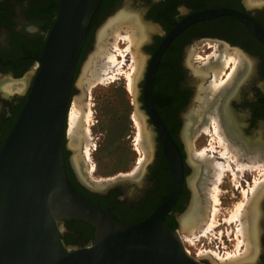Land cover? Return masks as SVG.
Masks as SVG:
<instances>
[{
    "label": "flooded vegetation",
    "instance_id": "obj_1",
    "mask_svg": "<svg viewBox=\"0 0 264 264\" xmlns=\"http://www.w3.org/2000/svg\"><path fill=\"white\" fill-rule=\"evenodd\" d=\"M116 1L101 0L96 14L89 23L75 71L93 45L95 22L106 13H110ZM123 1L126 3L124 8L138 15L149 27L147 39L140 48L141 53L144 52L147 57L144 56L145 71L138 97L144 113L143 119L147 118L155 131L153 155L146 163L143 162L144 170L136 182L117 185L104 192L92 189L80 180L69 158L68 162L65 160V165L68 184L76 194L104 208L118 221L128 222L147 218L163 200L171 196L175 186L169 161L170 153L166 147L167 140L153 122L145 102L144 85L153 54L170 32L180 27L190 15L202 10L228 8L244 12L264 30V0ZM59 2L60 0H0V148L26 102L36 73L34 70L38 68V57L58 17ZM101 9L105 10L99 17ZM197 41L204 43L202 52L208 54L212 48L207 42L218 46L226 44L232 50V54L239 56L241 60L237 74L224 90L211 96L212 99L208 98V88L205 92L202 89L213 79L212 70L206 68V74L201 78L195 71L202 68V65L194 67L186 61L188 58L185 60L190 53L194 54V49L187 50V47ZM215 64L218 65L215 67L217 75L219 71L224 70L217 77L226 80L233 65L232 61L226 66L220 60ZM73 88L74 84L71 91ZM202 95L204 97L207 95L208 102L203 109L205 111H197L195 108ZM150 98L182 158L181 185L172 206L165 213L164 225L170 229L173 227V230L178 229V217L187 212L194 195L193 190L200 193L203 199L201 203L205 211L202 210V214L207 213L206 184L209 174L206 173L205 178L200 172L192 181L194 171L189 160L190 148L188 149L187 145L202 124L211 123L210 112L214 107L225 132L244 152L241 159L244 162L253 160L256 165H263L248 169L245 175L241 174L245 176L241 178L244 185V182L252 184L256 179L262 184L259 188L263 189L257 210L259 211L257 248L253 259L239 264H264V177L263 175L260 177L259 174L261 168L264 170V43L240 19L231 14H221L189 23L170 39L157 60ZM192 113L195 119L187 123ZM183 132L187 134L188 141L183 138ZM229 172L228 175H232L230 170ZM84 173V177H87L86 172ZM68 221L61 222L62 225L60 223V237L64 246L85 245L90 241L91 224L77 220L69 227ZM202 262L212 264L207 259Z\"/></svg>",
    "mask_w": 264,
    "mask_h": 264
},
{
    "label": "water",
    "instance_id": "obj_2",
    "mask_svg": "<svg viewBox=\"0 0 264 264\" xmlns=\"http://www.w3.org/2000/svg\"><path fill=\"white\" fill-rule=\"evenodd\" d=\"M100 2L60 0L26 102L0 148V264H204L186 251L179 218L178 229L164 225L165 213L181 185L182 158L150 98L155 65L177 31L194 21L231 14L263 43L264 30L244 12L217 8L193 13L160 43L148 68L144 96L153 122L167 140L174 191L147 218L121 222L70 188L64 157L65 118L75 67ZM140 174L117 176L96 188L77 173L88 187L102 192L136 182ZM68 220L91 224L92 240L64 246L57 223Z\"/></svg>",
    "mask_w": 264,
    "mask_h": 264
},
{
    "label": "rangeland",
    "instance_id": "obj_3",
    "mask_svg": "<svg viewBox=\"0 0 264 264\" xmlns=\"http://www.w3.org/2000/svg\"><path fill=\"white\" fill-rule=\"evenodd\" d=\"M125 6L126 3L123 0H117L113 5L112 11L106 13L104 16L102 15L105 9H101L99 17H102L94 24V36H96L99 28L102 27V24H104L107 19L112 18L122 10L129 11L128 8H124ZM129 12L131 13V11ZM125 30L126 29L124 28L122 31ZM156 30H158L157 27ZM114 34H116L115 30L112 31V35ZM123 35L124 32H122V36ZM122 36H119L118 38L117 36L114 38L109 36L106 41L107 49L104 51L105 55L100 57V54L96 53L97 58L93 64L91 63V65L88 66V69H86L83 74L84 80L82 79L83 83L80 88L77 83L82 76L83 65L87 61L89 55L93 51L96 52V47L94 48L93 42L88 53L82 58L78 70L74 72L75 89L73 88L70 92V100L66 111V132L64 136L67 135L69 138L68 117L70 116V113L80 105L84 108V112H87L88 115H90L89 119L85 118L83 119L84 121L82 120L81 134L83 136L80 142H78L76 138H64V157L68 162L67 158H69L70 161L74 154L79 156V160H82L80 161L82 168L81 177L85 179L84 172H86V180H94L92 184H96L94 185L96 188H100V184L109 179H114L123 174L132 173L133 170L139 168L143 162L146 163L150 160V155L153 152L151 150V153H149V148H143L144 146L141 143H138L139 133L135 122L136 106L133 102L134 97L127 89L128 80L125 74L131 72L133 62L129 60H126V62L123 61V55H126V48L129 43L127 39ZM207 43L211 44V53L208 54L207 52H202L204 47L203 42H193L187 47V50L194 49V54L191 55L190 53L188 57H185V60L188 58L186 61L191 63L194 67L211 64L212 62L216 63L219 60L221 61V59H225L228 62L232 61V63L237 60L238 57L232 54V50L229 49L226 44L218 46L215 43ZM116 45L117 47H115ZM110 54L112 56L114 55L113 60L107 59ZM140 54H142V58L144 56L147 57L144 52L141 53V50ZM143 61L145 64V58H143ZM104 62L109 63L110 69L103 77L93 80V72L95 73L99 71L100 64ZM222 71L224 70L222 69L218 72V75H216L219 76L222 74ZM212 75L214 76L213 72ZM138 87L139 89L141 88V81L139 82ZM81 93H83L82 96ZM140 103V97H138L139 108L142 110ZM140 114L143 115V113ZM147 120L148 119L146 118V126L152 131V136L155 140V131ZM204 126L206 128H203ZM212 133V127L208 122L204 125L202 124L192 136L190 153L200 152L202 149L207 150L209 147H212V152H219L221 148L218 143L215 142L216 139H214ZM74 148L77 149L75 150ZM185 155L187 158V153H185ZM245 170L247 171L245 168L243 174L246 172ZM75 173H77V171ZM228 173L229 171L227 170L220 176V179L217 182L218 184L216 183V189L212 187L210 182L206 185L208 208L207 213L204 215V219L200 222L201 224L194 229L196 235L184 231L179 232L180 238L183 240L184 247L188 254L201 261L205 259L209 260L208 257H210L220 262V259L225 260L227 257L232 258L238 255V253L241 254L245 248L244 239L240 233L239 220L238 218L233 219L231 215L235 213L237 205L245 201L246 196L251 192L250 190L253 188L255 181L252 184L244 182V185L243 180H241L243 177L241 173H232V175H228ZM260 173V177L262 175L264 177V170L260 169ZM189 174H187V178L189 177ZM207 188H209L210 191H208ZM211 190L214 192H211ZM213 194L215 195V199L213 198ZM61 222L63 221L57 223L59 228H61ZM242 239L243 243L241 242Z\"/></svg>",
    "mask_w": 264,
    "mask_h": 264
},
{
    "label": "bare ground",
    "instance_id": "obj_4",
    "mask_svg": "<svg viewBox=\"0 0 264 264\" xmlns=\"http://www.w3.org/2000/svg\"><path fill=\"white\" fill-rule=\"evenodd\" d=\"M139 18H140L139 16L134 15L133 13H130L127 10H122L118 14L113 16L112 18L107 19V21L104 24H102V27L99 28V30L96 34L97 37L95 36V40H94V48L96 47V52L93 51L89 55L85 64L83 65L82 76L79 78L77 85L80 88L82 87V83L84 80L83 74L86 71V69H88V66H90L91 63L93 64V62L97 58L96 53L100 54V57L105 55L104 51L107 49L106 41L108 40L109 36H112L113 38L117 36V38H118L119 36H122V32H124V35L122 37L127 39L129 45L126 48V52H127V53H125L126 55H123V57H124L123 61L126 62V60L127 61L129 60V61L133 62V68L131 69V72L125 73V74H126V78L128 80L127 89H128V91L131 92L132 96L134 97L133 102L136 106L135 107V109H136L135 122L137 124L136 126L138 127V133H139L138 134V143H141L144 146L143 148H149L150 149L149 153H151V150L152 151L154 150L152 131L147 126L145 127L146 118H144L145 120L143 119V116L140 114V113H143V111L138 106V94H139V87L138 86H139V82L143 78L144 71H145L143 68V65H144L143 58L144 57L142 58V54H140V45H142V43L145 41V39H147V30L149 27H147V25L145 23H143ZM124 28L126 30L122 31ZM114 30L116 31V34L112 35V31H114ZM95 42H96V45H95ZM115 47H117V45ZM113 56L110 54V56H108L107 59L113 60L114 59ZM218 60H219V58H218ZM240 61L241 60H240L239 56H238L237 60L233 61V65L231 67L230 73L227 75L226 80L225 79L224 80L218 79V77L216 75L217 72L215 71V67L218 65H216L213 62L211 63L212 65H209V66L204 65V66H202L203 69L200 68V69H197L195 71L196 74L201 78H203L204 75L206 74V70H205L206 68L212 70V72L214 73L213 79L210 81V83H208L209 85L207 87L202 88L204 90V92L208 88V90H209V94H207L209 96L208 98H211V96L215 95L216 92H220L226 88L229 81L237 74L238 69L240 67V65H239ZM221 62L223 63L224 66H226L228 61H226L225 59H221ZM114 63H116V62H114ZM120 64H122V63H120ZM120 64H118V65H120ZM119 67H121V66H119ZM109 69H110V65L108 62L101 63L99 66V71H97L95 73L93 72V74H92L93 80H95L96 78L103 77ZM106 77H108V76H106ZM81 80H82V82H81ZM201 86H202V84H201ZM82 95H83V93H81V96ZM206 96L204 97L202 95L201 98H199L198 103H197L198 106L196 105L197 108H195V109H197V111L204 109L206 103L208 102L207 101L208 99H206ZM83 109L84 108H82V106L79 105V107H77L76 109H74L70 113V116L68 117V125H69L68 128H69L70 138L68 137V139L76 138L78 142H80V140H82V136H83L81 134L82 120L85 118L89 119V117H90V115H88L87 112H84ZM203 111H205V110H203ZM210 117H211V120H210L211 123L210 124H211L212 131H213V133H212L213 137H214V139H216L215 142L218 143V145L220 146L221 149L219 152H217V151L212 152V147H209V148H207V150L202 149V151H200V152H193V153L191 152V156L189 154V160L192 162V167H193V171H194L193 172L194 175L191 178L192 181L194 180L195 176L197 178V176L199 175L200 172H201V175L203 174V177L205 175V178L209 174L207 177V181L211 183V185H212V187H214V189H216V183L219 181L220 176L223 175L224 172L227 170L228 171L230 170L233 174L234 173H241L242 174L243 170L245 168L247 170L248 169L250 170L253 167H257V166L263 167V165H256V162L253 160L250 162H244L241 159L244 155V152H242L239 149V147H238V146H240L239 144L233 143V140L231 138H229V136L227 135V133L225 132V130L223 128L222 121H220V117H219V115L216 112V109L214 107L212 108V110L210 112ZM191 119H195V115L193 116V113H192V116L189 117L187 123L191 122L192 121ZM144 121H145V124H144ZM205 126L203 128H206ZM184 129H185V127H184ZM183 138L186 141L187 134L184 132H183ZM187 141H188V139H187ZM190 143H191V141L189 139V142L187 145L188 149L190 148ZM74 149L76 150L77 148H74ZM146 153H148V152H146ZM152 155H153V152L151 153L150 157ZM71 161H72V165H73L74 169L77 171L80 178L84 182H87V183L89 182V184H92L94 181L86 180V177H85V179L83 177H81L82 171H81L80 161H82V160H79V156L74 154V156L71 157ZM143 170H144V167H143V163H142L139 166V168H137L136 170H133L132 173L123 174V175L124 176H134L138 173H141V171H143ZM206 173H207V175H206ZM123 175H120V176H123ZM190 182H191V180H190ZM94 185H96V184H94ZM261 185L262 184L255 179L253 188L250 190L251 192H249V195L246 196V199L243 203H239L237 205V207L235 208V213H233V215H231V217L233 219L238 218V220H239L240 233L244 239V246H245L244 251L241 254L238 253V255H236L232 258L227 257L225 260L220 259V262L214 260L213 258L208 257V259L213 264H239V263H243L245 261H249V260L253 259L254 252L256 251V248H257L258 217H259V215L257 214L259 211L257 212V210H258V205H259L258 201L260 200L259 199L260 193L262 192L261 189H263L262 187L259 188V186H261ZM191 186H193V184H191ZM207 190L210 191L209 188H207ZM193 192H194V195L192 197V200H191V203L188 207L187 212L180 215L178 218L180 221V232L184 231V232H189L192 235H196V231H194V229L199 227V225L201 224L200 222L204 219V215L202 214V210H204L203 209L204 207L202 208L201 201L203 199L201 198L200 193H197V191H194V190H193ZM211 192H214V191L211 190ZM213 198L215 199V195ZM160 214L161 213L159 212L158 215H160ZM212 217H213V214H212ZM202 228H203V226H202ZM202 232H204V231H202ZM243 239L241 240L242 243H243ZM182 243L184 244L183 240H182Z\"/></svg>",
    "mask_w": 264,
    "mask_h": 264
},
{
    "label": "trees",
    "instance_id": "obj_5",
    "mask_svg": "<svg viewBox=\"0 0 264 264\" xmlns=\"http://www.w3.org/2000/svg\"><path fill=\"white\" fill-rule=\"evenodd\" d=\"M97 10H98V8L96 9L94 15L96 14ZM94 15L92 16V18L94 17ZM64 156H65V153H64ZM65 160H66V159H65ZM68 171H69V170H68ZM67 182H68V179H67ZM75 221H77V220H70V221H68V222H67L68 226H69V227L73 226ZM169 229H170V228H169ZM170 230H173V227H172ZM90 231H91V232H90V234H89V235H90V239H89V240L91 241L92 238H93V236H94V227H93V226H91V230H90ZM89 235H88V236H89ZM87 238H88V237H87ZM90 241H88V242H90ZM88 242H87V243H88Z\"/></svg>",
    "mask_w": 264,
    "mask_h": 264
}]
</instances>
